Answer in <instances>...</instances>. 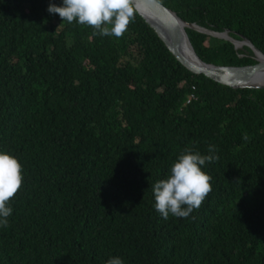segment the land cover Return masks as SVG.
<instances>
[{
    "label": "trees",
    "instance_id": "1",
    "mask_svg": "<svg viewBox=\"0 0 264 264\" xmlns=\"http://www.w3.org/2000/svg\"><path fill=\"white\" fill-rule=\"evenodd\" d=\"M158 1L264 54V0ZM50 3L62 0H0V151L24 177L0 264H264V89L190 72L133 4L117 38ZM187 33L207 64H257L247 46ZM209 145L212 190L187 218L164 219L153 184Z\"/></svg>",
    "mask_w": 264,
    "mask_h": 264
},
{
    "label": "clouds",
    "instance_id": "2",
    "mask_svg": "<svg viewBox=\"0 0 264 264\" xmlns=\"http://www.w3.org/2000/svg\"><path fill=\"white\" fill-rule=\"evenodd\" d=\"M47 10L58 14L62 21H76L91 26L100 35L117 38L123 36L134 20L132 0H62L61 6L50 3ZM243 139L248 140V136L244 135ZM215 151L214 145H209L208 155L185 149L171 165L168 177L153 184L155 207L164 219L169 214L187 218L194 209H199L212 190V177L201 166L219 159ZM23 180L22 165L17 158L0 151V226H9L12 208L8 204ZM106 264H123V261L114 256Z\"/></svg>",
    "mask_w": 264,
    "mask_h": 264
},
{
    "label": "water",
    "instance_id": "3",
    "mask_svg": "<svg viewBox=\"0 0 264 264\" xmlns=\"http://www.w3.org/2000/svg\"><path fill=\"white\" fill-rule=\"evenodd\" d=\"M132 4L180 63L190 72L196 75H204L233 89H264V54L254 47L249 40H235L229 35V31L218 33L196 24H189L174 10L158 0H132ZM187 29L229 41L236 49L247 46L254 52L257 64L244 67H224L207 64L201 60L194 50Z\"/></svg>",
    "mask_w": 264,
    "mask_h": 264
},
{
    "label": "built area",
    "instance_id": "4",
    "mask_svg": "<svg viewBox=\"0 0 264 264\" xmlns=\"http://www.w3.org/2000/svg\"><path fill=\"white\" fill-rule=\"evenodd\" d=\"M196 99V97H195V95L194 94H191L189 97H188V101H187V103L189 104V103H191L193 100H195Z\"/></svg>",
    "mask_w": 264,
    "mask_h": 264
}]
</instances>
